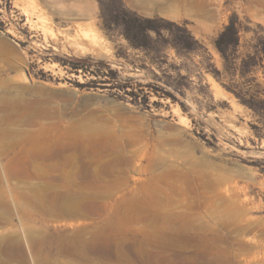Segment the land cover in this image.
Returning a JSON list of instances; mask_svg holds the SVG:
<instances>
[{"label":"rangeland","instance_id":"rangeland-1","mask_svg":"<svg viewBox=\"0 0 264 264\" xmlns=\"http://www.w3.org/2000/svg\"><path fill=\"white\" fill-rule=\"evenodd\" d=\"M160 3L0 0V264H264V122L215 45L236 22L240 68L264 0ZM243 72L264 99V61Z\"/></svg>","mask_w":264,"mask_h":264},{"label":"trees","instance_id":"trees-1","mask_svg":"<svg viewBox=\"0 0 264 264\" xmlns=\"http://www.w3.org/2000/svg\"><path fill=\"white\" fill-rule=\"evenodd\" d=\"M132 21L135 22V26L145 31L156 30L160 32L156 22L169 24L175 28L174 34L176 38V45L184 50H195L198 44V41L194 38L185 25L180 26L177 23L166 22L164 19L160 18L151 19L137 17L135 20L132 19ZM132 21H129V23ZM256 40L257 42L254 46V53L248 54L246 58L242 59L240 68H238L239 56L237 54L238 48L240 46V28L236 22L231 21L230 24L224 28V30L218 36L215 45L224 59L225 71L231 77L230 84L224 85V87L228 91L232 92L241 103L252 109L254 113L260 118V120L264 122V99H259L255 95H251L249 99L246 98V95L248 94L239 91L234 81V77L236 76L239 69L241 71L244 70L243 74H248L252 68L257 65L258 60L264 61V36H260Z\"/></svg>","mask_w":264,"mask_h":264},{"label":"bare ground","instance_id":"bare-ground-1","mask_svg":"<svg viewBox=\"0 0 264 264\" xmlns=\"http://www.w3.org/2000/svg\"><path fill=\"white\" fill-rule=\"evenodd\" d=\"M81 0H79V2H80ZM84 3V2H83ZM86 3V2H85ZM84 3V4H85ZM79 4H81V3H79ZM88 5H89V3H88ZM88 5H86L85 4V8L88 6ZM78 6H80V5H78ZM81 8H83L82 6H80ZM80 7H78L79 9H80ZM90 9H91V6L89 7ZM89 8H87V9H89ZM89 9V10H90ZM81 10V9H80ZM82 11V10H81ZM83 12H85V11H83ZM82 12V13H83ZM88 13H90V11H88ZM87 13V14H88ZM73 14H75V13H73ZM77 14V13H76ZM91 15V14H90ZM83 16V15H82ZM83 18H84V16H83ZM88 18H89V16H88ZM91 18H92V16H91ZM89 26H88V28L87 29H78L77 28V32H76V35L72 38V39H70L69 40V44H71V46H74L75 47V51L77 52V53H82V54H84V53H89V52H91V51H93L94 50V48H95V46H96V44L98 43V39H99V37H100V35L96 32V30L92 27V24L90 25V24H88ZM76 29V28H75ZM76 31V30H75ZM66 38V37H65ZM67 38H68V36H67ZM66 38V39H67ZM70 38V37H69ZM65 40V39H64ZM64 40H62V42L64 41ZM56 41H59V39L58 38H56ZM65 42V41H64ZM66 44V43H65ZM73 48V47H72ZM25 74V73H24ZM27 78L26 77H23V80H26ZM65 204L67 203V202H64ZM64 203L62 204L63 206H65L64 205ZM62 206V207H63ZM65 208H67L68 209V212L70 211V210H73V206L71 205V204H69V203H67L66 204V207ZM64 209V208H63ZM67 209H66V211H67ZM75 210H73V212H74ZM71 214H73V213H71Z\"/></svg>","mask_w":264,"mask_h":264},{"label":"crops","instance_id":"crops-1","mask_svg":"<svg viewBox=\"0 0 264 264\" xmlns=\"http://www.w3.org/2000/svg\"><path fill=\"white\" fill-rule=\"evenodd\" d=\"M124 2L126 3V6L128 8H131L132 10H135L143 15H148V16L161 15L160 0H124ZM144 3L147 4L152 3L153 8L152 9L146 8L147 5ZM163 9H168L169 12L171 11V0H168V5H164Z\"/></svg>","mask_w":264,"mask_h":264}]
</instances>
